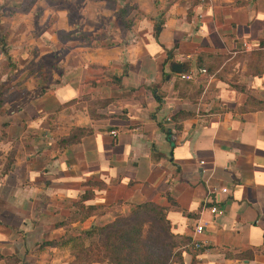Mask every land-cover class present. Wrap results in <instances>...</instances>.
I'll return each mask as SVG.
<instances>
[{"label":"crops","instance_id":"0c3cea01","mask_svg":"<svg viewBox=\"0 0 264 264\" xmlns=\"http://www.w3.org/2000/svg\"><path fill=\"white\" fill-rule=\"evenodd\" d=\"M140 207L166 264H264V0H0V264Z\"/></svg>","mask_w":264,"mask_h":264},{"label":"trees","instance_id":"16d2710c","mask_svg":"<svg viewBox=\"0 0 264 264\" xmlns=\"http://www.w3.org/2000/svg\"><path fill=\"white\" fill-rule=\"evenodd\" d=\"M148 209L149 211H144ZM153 211L160 216L159 210L152 209L151 207H140L131 211L126 216L117 217L120 222L131 217H138L141 212ZM154 216V215H153ZM158 219V217H157ZM117 219L115 218L111 223L112 226H116L118 229L107 233L104 239L100 242V247L104 250L106 257L109 259L110 264H166L165 256L163 254L153 255L146 249L145 242L141 239V233L139 229L126 228L125 226H118ZM159 220V219H158ZM160 221V220H159ZM103 227H93L87 230H83L73 239L71 242L73 247V259L75 256L82 254L79 248L82 247L80 241H83L86 237L95 234L97 231L103 230ZM78 250V252L76 251ZM70 264H74L71 261Z\"/></svg>","mask_w":264,"mask_h":264},{"label":"rangeland","instance_id":"374dc122","mask_svg":"<svg viewBox=\"0 0 264 264\" xmlns=\"http://www.w3.org/2000/svg\"><path fill=\"white\" fill-rule=\"evenodd\" d=\"M257 69V68H256ZM118 226H125L126 228L139 229L141 239L146 244V249L153 255L163 254L165 256V263L168 259V252L171 246L169 240L164 233L163 225L153 221V215L150 212H141L138 217H131L120 222L116 217ZM103 227V226H102ZM118 228L114 225L111 227L110 223L105 225L103 230L97 231L95 234L90 235L80 241L82 245L79 251L82 253L74 257V264H110L109 259L106 257L104 250L100 247V242L109 232H113ZM144 233V235H143ZM78 252V250H76Z\"/></svg>","mask_w":264,"mask_h":264},{"label":"built area","instance_id":"2783aa9c","mask_svg":"<svg viewBox=\"0 0 264 264\" xmlns=\"http://www.w3.org/2000/svg\"><path fill=\"white\" fill-rule=\"evenodd\" d=\"M199 2H205V0H197ZM198 15L197 17H199ZM252 46L247 42V41H241L240 43V51L242 52H249L252 50ZM199 72L202 74L205 71L203 69L199 70ZM181 78H189L188 74H181ZM115 131H111V134H114ZM227 189L225 187H219V188H209L206 190V195L204 197V203H203V208L208 212L210 217H213L215 215H218L221 213V210L218 207V204L221 199V195L226 193ZM207 204V205H205ZM213 220L210 218L208 220H201L197 221L193 227L192 230V238H191V245L192 248L198 249L203 246V243L201 240H199L198 236L201 234L203 229L207 226H211Z\"/></svg>","mask_w":264,"mask_h":264},{"label":"water","instance_id":"95a60500","mask_svg":"<svg viewBox=\"0 0 264 264\" xmlns=\"http://www.w3.org/2000/svg\"><path fill=\"white\" fill-rule=\"evenodd\" d=\"M172 71H174V72H183V70L180 69V65H178V63H174L172 65Z\"/></svg>","mask_w":264,"mask_h":264}]
</instances>
